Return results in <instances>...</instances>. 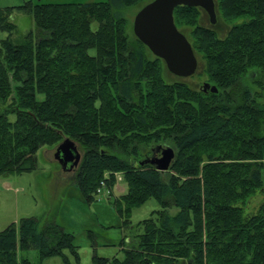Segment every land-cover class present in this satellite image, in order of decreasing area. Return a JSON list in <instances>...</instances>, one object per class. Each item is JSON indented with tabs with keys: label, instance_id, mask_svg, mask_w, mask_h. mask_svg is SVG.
<instances>
[{
	"label": "trees",
	"instance_id": "16d2710c",
	"mask_svg": "<svg viewBox=\"0 0 264 264\" xmlns=\"http://www.w3.org/2000/svg\"><path fill=\"white\" fill-rule=\"evenodd\" d=\"M144 1L19 6L35 27L20 44L10 40L14 8H0V177L35 170L37 152L66 137L82 152L73 183L83 202L102 181L110 199L119 174L124 227L148 198L160 206L122 239L120 256L94 254L92 264H264V0H215L230 26L223 38L197 24L198 8L174 9L215 93L164 82L162 61L126 34L124 10ZM156 145L174 152L166 171L139 164ZM77 248L35 217L0 231V264L67 263L65 250L77 261ZM31 249L36 263L17 257Z\"/></svg>",
	"mask_w": 264,
	"mask_h": 264
},
{
	"label": "rangeland",
	"instance_id": "374dc122",
	"mask_svg": "<svg viewBox=\"0 0 264 264\" xmlns=\"http://www.w3.org/2000/svg\"><path fill=\"white\" fill-rule=\"evenodd\" d=\"M103 1L106 0H0V8H14L10 16V21L14 24L15 29L10 36V40L14 44H20L25 40L29 32H34L35 27L31 14L18 10L17 8L19 6L29 3L35 5ZM147 3L146 1L140 2L124 10L127 20L126 34L130 38L134 37L132 32L133 18ZM198 9L199 16L197 24L212 29L219 38H223L230 26L222 20L217 9L216 22L213 25L209 23L207 14L202 9ZM178 30L192 44V38L190 36L192 27L181 26ZM6 36V32L0 33V38H5ZM194 53L198 63L197 70L194 75L187 78H179L168 72L161 60V75L164 82H182L192 89L200 90L201 85L205 82L200 74L203 68V62L200 59V55L195 52V49ZM247 82L252 91L259 90L258 85L253 83V78L249 77ZM5 107L7 106L0 103V111L4 110ZM55 146L43 148L37 152L35 170L20 175L0 177H9L13 180L12 191L0 192V231L11 224L17 226L22 218L35 217L41 222H55L64 231L73 236L74 244L78 247V260L75 261L69 255V252L65 250L64 255L67 256L66 259L69 264H92V256L94 254L106 258H111L116 255L120 256L119 244L122 239L126 238L127 241L128 238L134 236L135 232H137L135 225L139 221L148 218L153 211L160 209L159 204L154 198H148L144 204L131 210L127 220L130 222L129 226H132V228L124 227L122 224L123 218L117 214L113 205L114 198L125 191L122 180L110 190V199L107 198L108 188L104 183L101 194H97L95 190L94 196L96 201L94 203L87 204L83 202L76 185L71 181L74 178L76 168L69 173L64 172L61 175L62 180L59 182H56L57 178L53 177L54 174H51L53 165L50 164L42 152L49 150L50 154H47L54 161L53 153ZM77 147L80 155H82L78 145ZM260 202L261 200L259 198L254 199L249 205L248 212H253ZM175 212V208L170 209V214H174ZM21 254H25L32 262L36 263L35 250L31 249L25 253L19 252L17 253V257ZM67 263L63 261L62 257L55 256L44 259L42 264Z\"/></svg>",
	"mask_w": 264,
	"mask_h": 264
},
{
	"label": "water",
	"instance_id": "95a60500",
	"mask_svg": "<svg viewBox=\"0 0 264 264\" xmlns=\"http://www.w3.org/2000/svg\"><path fill=\"white\" fill-rule=\"evenodd\" d=\"M178 6L200 8L207 14L211 25L216 22L215 0H151L135 14L132 32L152 55L163 61L168 72L187 78L194 75L198 63L190 42L174 24L173 11ZM201 89L216 92V88L206 82ZM53 157L63 172H70L78 166L81 155L77 145L64 137L55 147ZM173 158L174 152L170 147L156 145L139 164L166 171Z\"/></svg>",
	"mask_w": 264,
	"mask_h": 264
},
{
	"label": "crops",
	"instance_id": "0c3cea01",
	"mask_svg": "<svg viewBox=\"0 0 264 264\" xmlns=\"http://www.w3.org/2000/svg\"><path fill=\"white\" fill-rule=\"evenodd\" d=\"M43 155L46 157V159L50 162V164L53 165V170H52V173L51 174H54L53 177L57 178V181L56 182H59L61 181V175L64 173L60 167L58 166V164H56V161H52L51 158H49V155L47 153H49V150L47 151H43L42 152ZM45 153V154H44ZM50 154V153H49ZM54 155V153H53ZM54 159V157H53ZM61 173V174H60ZM66 173H69V172H66ZM73 181V179L71 180ZM13 180H11V178L9 177H5V178H0V192H8V191H12L13 189Z\"/></svg>",
	"mask_w": 264,
	"mask_h": 264
},
{
	"label": "built area",
	"instance_id": "2783aa9c",
	"mask_svg": "<svg viewBox=\"0 0 264 264\" xmlns=\"http://www.w3.org/2000/svg\"><path fill=\"white\" fill-rule=\"evenodd\" d=\"M114 176H115L116 180H118V181L120 180V176H119V174H114ZM103 184H104L103 181L100 182L99 186H98L97 189H96V193H97V194H101V193H102L101 190H102V188H103Z\"/></svg>",
	"mask_w": 264,
	"mask_h": 264
}]
</instances>
